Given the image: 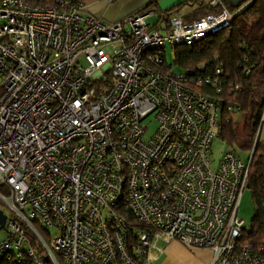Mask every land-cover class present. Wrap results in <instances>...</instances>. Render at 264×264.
<instances>
[{
  "label": "built area",
  "instance_id": "obj_1",
  "mask_svg": "<svg viewBox=\"0 0 264 264\" xmlns=\"http://www.w3.org/2000/svg\"><path fill=\"white\" fill-rule=\"evenodd\" d=\"M208 7L162 34L141 12L109 23L76 0H0V263L154 264L178 243L210 264H264L240 243L250 160L212 158L221 109L226 122L240 110L202 91L220 94L224 71L165 62L168 45L236 17L223 0Z\"/></svg>",
  "mask_w": 264,
  "mask_h": 264
},
{
  "label": "trees",
  "instance_id": "obj_2",
  "mask_svg": "<svg viewBox=\"0 0 264 264\" xmlns=\"http://www.w3.org/2000/svg\"><path fill=\"white\" fill-rule=\"evenodd\" d=\"M208 1L204 4L210 14ZM223 3L236 13L229 27L193 45L172 46L174 65L179 70L169 65L166 56L165 62L178 73L193 70L198 76H212L216 68L224 71L220 94L207 85L202 91L212 100L240 109L239 123H234L236 116L226 122L228 113L221 109L217 137L228 143V151L239 157L241 153L249 155L247 189L251 192L254 216L250 228L244 227L240 243L248 246L254 255L264 257V145L258 140L264 111V0H249L239 8H233L227 0ZM229 84L238 89L231 91Z\"/></svg>",
  "mask_w": 264,
  "mask_h": 264
},
{
  "label": "crops",
  "instance_id": "obj_3",
  "mask_svg": "<svg viewBox=\"0 0 264 264\" xmlns=\"http://www.w3.org/2000/svg\"><path fill=\"white\" fill-rule=\"evenodd\" d=\"M76 1L83 5L84 16L90 15L109 23L123 21L137 12L144 13L148 15L146 21L158 29V31L162 34L169 29V20L173 17H178L187 23H191L205 17L208 14L206 4H204L205 0ZM258 140L264 145V111L258 131ZM242 154L246 155V159L242 158ZM248 157L249 155L247 153L240 154V158L244 162H247ZM163 246V252L158 256L155 255L154 264H210L212 260V253L209 250H191L178 243H171Z\"/></svg>",
  "mask_w": 264,
  "mask_h": 264
},
{
  "label": "rangeland",
  "instance_id": "obj_4",
  "mask_svg": "<svg viewBox=\"0 0 264 264\" xmlns=\"http://www.w3.org/2000/svg\"><path fill=\"white\" fill-rule=\"evenodd\" d=\"M166 59L169 65L174 66V69H180L178 66L174 65V50L172 46L166 47ZM242 121V115L241 113L236 115L234 123H239ZM143 125L146 126V135L145 138H150L154 132L157 129V121L155 119L154 115H150L148 118H146L143 122ZM240 126V125H239ZM228 143L221 139L219 136L216 137L212 144V158L215 160V162H218L221 156L224 154V152L228 151ZM250 154V152H248ZM242 158L246 159V155L242 154ZM0 210L4 211L5 214H9L8 210L0 205ZM239 216L243 220L245 227L250 228V223L252 221V218L254 216V205L251 200V194L249 190H245L243 193V197L241 200V205L239 209ZM53 235L55 233L54 230L50 231ZM6 238V230L0 231V242Z\"/></svg>",
  "mask_w": 264,
  "mask_h": 264
},
{
  "label": "water",
  "instance_id": "obj_5",
  "mask_svg": "<svg viewBox=\"0 0 264 264\" xmlns=\"http://www.w3.org/2000/svg\"><path fill=\"white\" fill-rule=\"evenodd\" d=\"M249 0H227V2L232 6L233 8H239ZM7 216L4 214L2 210H0V231L5 229Z\"/></svg>",
  "mask_w": 264,
  "mask_h": 264
}]
</instances>
